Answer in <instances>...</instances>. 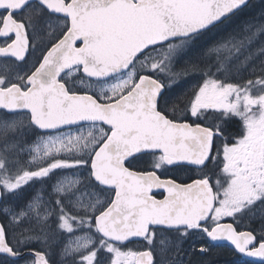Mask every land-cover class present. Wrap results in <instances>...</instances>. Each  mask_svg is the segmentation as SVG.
Instances as JSON below:
<instances>
[{
	"label": "snow or ice",
	"instance_id": "1",
	"mask_svg": "<svg viewBox=\"0 0 264 264\" xmlns=\"http://www.w3.org/2000/svg\"><path fill=\"white\" fill-rule=\"evenodd\" d=\"M249 7L0 0V264H264Z\"/></svg>",
	"mask_w": 264,
	"mask_h": 264
},
{
	"label": "flooded vegetation",
	"instance_id": "2",
	"mask_svg": "<svg viewBox=\"0 0 264 264\" xmlns=\"http://www.w3.org/2000/svg\"><path fill=\"white\" fill-rule=\"evenodd\" d=\"M191 78V79H189ZM197 78L195 77H187V82L183 84V90L190 92L192 87L197 83ZM157 198H162L159 193L157 194ZM216 261V264H234L235 257H233L228 248L223 249V255L219 257H213Z\"/></svg>",
	"mask_w": 264,
	"mask_h": 264
},
{
	"label": "trees",
	"instance_id": "3",
	"mask_svg": "<svg viewBox=\"0 0 264 264\" xmlns=\"http://www.w3.org/2000/svg\"><path fill=\"white\" fill-rule=\"evenodd\" d=\"M262 7H264V0H250V7L246 12L250 15H254L257 14ZM257 43H259V41H257Z\"/></svg>",
	"mask_w": 264,
	"mask_h": 264
},
{
	"label": "rangeland",
	"instance_id": "4",
	"mask_svg": "<svg viewBox=\"0 0 264 264\" xmlns=\"http://www.w3.org/2000/svg\"><path fill=\"white\" fill-rule=\"evenodd\" d=\"M262 39H264V37H261Z\"/></svg>",
	"mask_w": 264,
	"mask_h": 264
},
{
	"label": "bare ground",
	"instance_id": "5",
	"mask_svg": "<svg viewBox=\"0 0 264 264\" xmlns=\"http://www.w3.org/2000/svg\"><path fill=\"white\" fill-rule=\"evenodd\" d=\"M191 77V76H190ZM189 79H191V78H189ZM198 81V80H197Z\"/></svg>",
	"mask_w": 264,
	"mask_h": 264
}]
</instances>
